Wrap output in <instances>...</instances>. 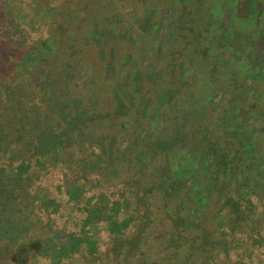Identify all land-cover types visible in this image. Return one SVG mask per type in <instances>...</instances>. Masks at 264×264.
I'll list each match as a JSON object with an SVG mask.
<instances>
[{
  "label": "rangeland",
  "instance_id": "obj_1",
  "mask_svg": "<svg viewBox=\"0 0 264 264\" xmlns=\"http://www.w3.org/2000/svg\"><path fill=\"white\" fill-rule=\"evenodd\" d=\"M0 264H264V0H0Z\"/></svg>",
  "mask_w": 264,
  "mask_h": 264
}]
</instances>
